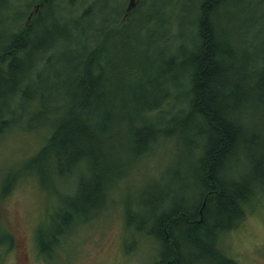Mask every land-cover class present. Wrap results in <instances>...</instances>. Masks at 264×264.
Segmentation results:
<instances>
[{"label":"trees","instance_id":"obj_1","mask_svg":"<svg viewBox=\"0 0 264 264\" xmlns=\"http://www.w3.org/2000/svg\"><path fill=\"white\" fill-rule=\"evenodd\" d=\"M20 1L0 0V12H8L0 19V28L4 20L8 25L0 35V137L23 122L27 130L42 127L44 143L5 176L0 198L22 181L21 173L44 184L71 182L81 173L79 194L59 206L51 227L39 233V255L50 257L59 237L74 234L109 204L113 179L125 175L123 165L177 140L187 165L173 179L185 192L171 208L150 216L153 230L146 235L160 243L155 264H237L215 241L239 225L242 203L264 184V0H163L157 10L159 0H146L142 12L132 14L129 6L126 23L113 29L107 27L115 14L96 23V0H83L76 14L50 0H36V12L28 10V0L26 8L14 10ZM148 10L154 12L148 23L175 20L192 34L179 31L177 47L164 54L158 44L166 32L149 31L154 50L146 52L144 66L109 72L110 41L121 42L122 30ZM142 24L135 27L132 52L145 34ZM118 142L131 162L110 168L104 157ZM175 186L153 188L150 198L167 202ZM4 241L10 250L11 235Z\"/></svg>","mask_w":264,"mask_h":264},{"label":"rangeland","instance_id":"obj_2","mask_svg":"<svg viewBox=\"0 0 264 264\" xmlns=\"http://www.w3.org/2000/svg\"><path fill=\"white\" fill-rule=\"evenodd\" d=\"M26 1L22 0L19 4L14 2V10L26 8ZM30 1L32 3L28 10L36 12L38 2L28 0ZM50 1L53 4H60L62 10H74L75 14L85 7L83 0H75L73 7H68L69 0ZM140 2L142 4L139 5ZM130 3L132 13L136 9H142L146 0H96V23L110 19L115 14L116 20L112 21L107 28L122 26L126 23L124 12L130 9ZM163 4V0L157 1V7H154V10L161 9ZM52 11L55 14L58 11L57 7H53ZM148 13L140 15L135 22L122 30L123 41L118 42L114 38L110 41L113 58L109 60L112 66L109 72L119 74L120 71L121 74H126L134 64L144 66L146 52L154 50L148 43L151 42L148 36L149 31L155 32L157 36L161 31L166 32V36L158 44L161 47L159 52L161 50L164 54L171 53L177 47L179 31L188 34L193 32L189 26L181 28L175 20L169 24L167 19L164 24L159 25L157 22L150 24L147 22V17L154 12L148 10ZM6 14L8 12H0V19L6 20ZM5 20L4 27L0 28L1 36L8 32ZM23 21L27 22V18ZM140 23H143L144 27V30L141 29V36L146 31L141 42L134 45L135 49L133 48L132 52L133 35H138L135 27ZM17 26L19 25H16V28ZM116 47L119 51L115 50ZM58 59L64 60L66 57L61 56ZM138 76L134 78V81ZM28 109L31 107H27ZM42 135V127L40 132L27 130L25 124L19 122L0 137V189L1 186L3 187L2 180L9 172L18 169L23 162L35 155L36 150L44 143ZM120 146V142L117 146L113 145L104 157L106 161L111 162L110 168L114 162L124 163L126 159L131 162L129 153ZM186 157L187 154L179 148L178 141L175 140L157 148L146 160L142 159L137 161L138 163L131 164L124 163L122 169L125 175H122L119 180L113 179L115 181L110 191L109 204L103 205L98 210V214L89 223L78 227L74 234L59 237L47 259L38 253L40 252L39 233L46 232L51 227L52 217L59 206L61 207L68 202L69 198L79 194L81 173L76 171L71 182H66L64 178L47 184L42 183L37 176L34 179L21 173V176H24L21 178L22 181L15 183L6 198H0V264H155L160 243L146 235L147 231L153 230V222L149 219L153 212L159 215L171 208L173 203L177 202L176 196L181 191L185 192V188L179 182L177 183V178L173 179V177L178 168H184L187 165ZM106 166L108 167V164ZM244 170H237V172L242 175ZM170 185H177L171 200L160 202L150 198L153 188H157L153 193L162 192ZM256 188L258 191L253 192L254 195L250 200L242 203L244 216L239 225L227 232L218 233L215 241L216 247L237 264H264V184ZM188 192L190 195V191ZM190 201L188 198L185 204L192 208L193 203ZM159 202V208H157L156 204ZM143 221L147 223L144 224ZM8 234L12 237L10 250L4 241V237ZM184 255L186 256L187 253L185 252ZM191 264L207 263L192 261Z\"/></svg>","mask_w":264,"mask_h":264},{"label":"bare ground","instance_id":"obj_3","mask_svg":"<svg viewBox=\"0 0 264 264\" xmlns=\"http://www.w3.org/2000/svg\"><path fill=\"white\" fill-rule=\"evenodd\" d=\"M143 11V9H141V12Z\"/></svg>","mask_w":264,"mask_h":264},{"label":"water","instance_id":"obj_4","mask_svg":"<svg viewBox=\"0 0 264 264\" xmlns=\"http://www.w3.org/2000/svg\"><path fill=\"white\" fill-rule=\"evenodd\" d=\"M132 3V2H131ZM131 3H130V6H131Z\"/></svg>","mask_w":264,"mask_h":264}]
</instances>
